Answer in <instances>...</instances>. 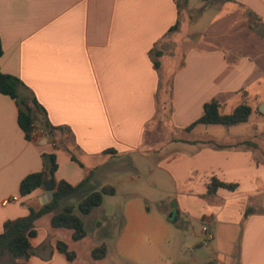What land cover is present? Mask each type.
<instances>
[{
	"label": "crops",
	"instance_id": "crops-1",
	"mask_svg": "<svg viewBox=\"0 0 264 264\" xmlns=\"http://www.w3.org/2000/svg\"><path fill=\"white\" fill-rule=\"evenodd\" d=\"M231 1L249 8L264 25V0L226 2ZM177 20L176 0H0L1 71L19 77L27 87L23 91L32 92L50 122L65 129L54 138L37 127L34 138L27 139L15 99L0 92V231L7 219L27 215L29 206L49 202L44 187L25 196L19 191L27 174L42 170L44 152L57 153L56 181L77 184L92 172L89 189L113 185L110 182L125 162L140 173L134 153L154 141L150 136L146 140V135L150 125L165 115L168 85L169 122L179 137L171 140L176 144L171 153L165 152L155 164L177 189L168 206L169 213L176 215L173 223L188 230L192 220L202 222V235L197 237L204 240L211 234V264L218 260L233 264L235 253L238 264H264V211L254 208L262 201L264 189L262 145L241 144L245 138L198 137L195 131L201 124L186 129L211 99L217 98L223 107L240 92L250 91L257 79L256 61L243 56L230 62L224 51L198 46L184 53L182 49L163 52L159 45ZM156 50H161V56H156ZM177 55L182 56L179 61ZM154 58L160 60L159 68ZM111 149L116 153L107 152ZM213 175L239 186L234 191L220 187L208 195L207 183ZM106 196L84 221L86 237L89 231L96 237L93 247L105 243L108 248L106 257L97 261L113 264L123 233L127 236L135 225L142 229L132 216V206L126 210L120 205L114 221L104 213ZM73 199L68 203L76 204L78 198ZM248 207L254 211L245 217ZM95 212L96 225L90 230L88 218ZM47 215V223H39L42 217L36 221L37 235L31 238L36 252L26 262L96 264V259H81L65 239L69 233L53 227L52 214ZM159 221L163 228L172 223L167 218ZM209 225L211 232L204 231ZM60 240L77 252L73 261L57 248ZM196 246L206 247L201 242Z\"/></svg>",
	"mask_w": 264,
	"mask_h": 264
},
{
	"label": "rangeland",
	"instance_id": "rangeland-1",
	"mask_svg": "<svg viewBox=\"0 0 264 264\" xmlns=\"http://www.w3.org/2000/svg\"><path fill=\"white\" fill-rule=\"evenodd\" d=\"M181 3L178 28L171 31L159 45L163 48V52L173 54L176 49H182L184 53L185 50L196 46L202 49L215 48L224 51L230 62L249 56L255 59L257 64L255 72L257 79L251 85L250 91L240 92L228 100L221 109L224 113H230L242 102H248L253 107L249 121L232 126L201 124L195 131L196 136L219 135L222 141L245 138L256 143L257 147L262 145L264 149V114L258 109L259 104L264 102V25L249 8L234 1L181 0ZM176 58L179 61L182 56L177 55ZM167 86L166 111L163 109L164 104L160 103L165 115L161 114L160 120L150 125L146 135V140L150 136L154 141H148L140 148V152L134 153L135 164L140 173L136 172L131 163L125 162L119 165L121 172L110 182L117 186L118 191L115 195L106 196L104 213L114 221L115 216L120 215V205L126 210L132 206L135 209V214L132 213V216L142 229L139 230L135 225L127 236L126 232L123 233L120 243L116 245L117 252L120 253H117L118 259L113 261V264L212 263V259L208 257L211 254V249L208 248L210 240L206 236L204 240L203 237L201 239L197 237L202 235V222L192 220L188 230H181L173 223L176 215L173 211L169 213L168 206L173 204L177 189L169 175L155 164L165 152L171 153L169 151L176 146L171 140L179 137V133L169 122L171 115L169 86ZM228 128L230 132L226 133ZM262 160L264 161V156ZM152 168L155 169V173L151 174L149 170ZM260 198L262 201L256 203L254 208L264 211V189L260 192ZM72 200L74 201L73 198ZM96 214L95 212L88 218L87 225L90 230L96 225ZM47 217V214L42 216L39 223H47ZM142 217L146 218V223L143 222ZM159 218H167L172 223H167V228L164 225L165 230ZM114 231L117 236L120 235L118 229ZM63 232L65 235L69 233L65 239L77 250L81 259L93 260L90 251L96 243L94 240L96 237H91L90 231L89 236L81 240L72 239L70 229L65 228ZM191 235L194 238H191ZM206 241L208 244H205ZM199 242L206 247H197ZM219 258L224 261L223 257L219 256ZM93 262L111 264L101 260ZM232 262L238 264L237 253L234 254ZM3 264H13V262L7 259ZM217 264L224 263L218 260Z\"/></svg>",
	"mask_w": 264,
	"mask_h": 264
},
{
	"label": "trees",
	"instance_id": "trees-1",
	"mask_svg": "<svg viewBox=\"0 0 264 264\" xmlns=\"http://www.w3.org/2000/svg\"><path fill=\"white\" fill-rule=\"evenodd\" d=\"M176 4L178 7V20L169 31L177 29L180 23L181 0H176ZM3 52L4 49L0 37V57ZM161 54V50H156V56L159 57ZM154 64L159 68L161 65L160 60L154 58ZM24 87L27 88L19 77L5 73L0 69V92L15 99L18 105V122L25 132L26 138L29 140L33 139L37 127L44 129L54 138L58 132L64 133L65 129L50 122L46 109L32 92H24L22 89ZM221 107L222 104L217 98L206 102L204 104V113L186 129L191 130L198 124L237 125L249 121L253 114V107L248 102H242L230 113L222 112ZM39 114L42 116L41 118H39ZM68 131V138H73L71 130L68 129ZM241 144L257 147L256 143L249 139L243 140ZM107 152L116 153V150L111 149L107 150ZM72 158L77 160L74 154H72ZM42 162V170L29 173L21 180L19 187L20 194L23 196L28 195L37 188L44 187V184L51 180L54 186V197L51 201L40 207L29 206V213L27 215L10 218L4 222L3 230L0 231V264H3L7 259H10L13 264H28L26 261L35 253L31 238L37 235L36 221L48 213L52 214L50 222L53 227L70 229L74 240L85 238L88 235V230L85 225L84 216L89 215L94 208L100 206L106 195H114L117 191L114 185H105L100 189H89L92 172H88L77 184H72L64 179L56 181L55 172L58 169L56 152L42 153ZM238 186V182H226L213 175L207 183V194H216L220 187L234 191ZM72 198H78L76 204L68 203L67 200ZM253 211L252 207H248L245 217ZM207 228L211 232V225ZM57 248L70 261H73L77 256V252L70 249L68 244L63 240L58 242ZM107 252V245L101 243L92 248L91 256L96 260L102 259L106 257ZM19 260L24 261L19 262Z\"/></svg>",
	"mask_w": 264,
	"mask_h": 264
},
{
	"label": "water",
	"instance_id": "water-1",
	"mask_svg": "<svg viewBox=\"0 0 264 264\" xmlns=\"http://www.w3.org/2000/svg\"><path fill=\"white\" fill-rule=\"evenodd\" d=\"M260 112H262L264 114V102H261L258 106ZM44 188L47 191L48 194V199L47 201H51L54 197V186H53V182L51 180H49L48 182H46L44 184Z\"/></svg>",
	"mask_w": 264,
	"mask_h": 264
},
{
	"label": "built area",
	"instance_id": "built-area-1",
	"mask_svg": "<svg viewBox=\"0 0 264 264\" xmlns=\"http://www.w3.org/2000/svg\"><path fill=\"white\" fill-rule=\"evenodd\" d=\"M8 202V200L5 201V203ZM204 231H208V228L206 226H204ZM211 238V234L209 233L208 235V240ZM205 244H208V242L206 241Z\"/></svg>",
	"mask_w": 264,
	"mask_h": 264
}]
</instances>
